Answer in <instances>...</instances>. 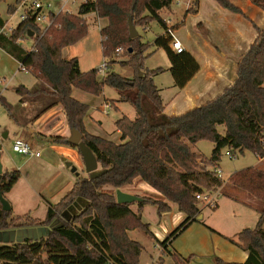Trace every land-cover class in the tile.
<instances>
[{
	"label": "trees",
	"instance_id": "obj_1",
	"mask_svg": "<svg viewBox=\"0 0 264 264\" xmlns=\"http://www.w3.org/2000/svg\"><path fill=\"white\" fill-rule=\"evenodd\" d=\"M22 1L16 0L10 5L8 13L16 12ZM215 1L223 9L243 15L230 0ZM250 1L264 13V0ZM173 3L174 0H90L80 5L76 14L57 16L54 25L44 34L37 31L30 19L20 22L10 36L0 34V48L46 87L35 91L20 87L17 93L53 98V103L62 107L68 126L82 134V142L94 153L100 169L106 170L94 180L89 175L79 176L73 189L58 204H49L43 220L30 214L14 216L12 211L5 212L0 202V231L51 227L59 221L48 236L37 241L0 244V264H139L143 247L130 238L129 232L142 230L149 234V225L142 220L144 206H156L162 215L171 211L170 203L186 219L160 242L162 256L171 257L173 264H189L190 258H183L169 246L198 221L201 202L197 196L215 193L224 187L217 172L222 151L227 149L233 155L248 151L264 157V27L257 29L255 42L238 63L232 85L205 105L168 116L154 81L165 70L144 68L145 60L153 54L152 45L143 42L141 34L132 39L128 22L133 18L138 32L145 31L153 22L164 29L154 47L166 51L174 85L183 89L200 70V65L189 52L177 54L171 47L173 38L168 31L175 28L167 25L161 11L171 9ZM193 6L189 13L197 12L198 2ZM91 14L105 22L100 32L107 66L104 75L99 69L82 72L78 58L63 57L66 48L88 36L86 18ZM5 25L0 17V28ZM32 32L34 45L29 52L17 41ZM119 57L128 58L120 63L133 69L131 77L112 71ZM105 86L114 88L120 101L130 103L136 110L135 120L123 116L116 122L119 142L90 134L85 126L90 107L73 97L74 89L99 96ZM0 102L11 114V105L1 95ZM202 141H210L215 146L209 158L193 150ZM53 142L77 148L68 143V138L54 137ZM20 178L19 171L0 175V194L6 197ZM137 179L155 190L156 196H138L141 202L119 204L116 192ZM229 182L231 187L244 191L261 204L257 210V226L243 230L229 241L247 252L248 258L242 264H264V170L242 169L233 173ZM78 199L87 201L88 205L69 219L63 217ZM132 205H137V212L131 209ZM163 258L157 264H164ZM215 264L240 263L217 257Z\"/></svg>",
	"mask_w": 264,
	"mask_h": 264
},
{
	"label": "rangeland",
	"instance_id": "obj_2",
	"mask_svg": "<svg viewBox=\"0 0 264 264\" xmlns=\"http://www.w3.org/2000/svg\"><path fill=\"white\" fill-rule=\"evenodd\" d=\"M16 0H3L0 2V17L5 22V29H16L20 24V14L21 11H16L12 14L8 13V8L10 5H14ZM173 10H183L184 7L177 6L176 0H174L171 6ZM79 4L71 6L70 11L72 13H78ZM258 12L262 14V11L258 8ZM86 18V17H85ZM176 18H172L173 23H176ZM258 22L264 25L263 20L259 17ZM87 23H89V33L88 36L80 41L77 45L68 48L64 52V57L66 59L78 58L80 60V70L82 72H89L92 69H99L103 66L104 59L102 53L101 45V29L104 27L105 22L96 17V15L91 14L86 18ZM186 29L180 27L179 31L174 34L177 39L181 40L184 45L187 46L189 51H193L199 59H202V54L200 52V39L199 37H206L202 29L195 28L193 31L190 27L185 25ZM183 27V26H182ZM264 27V26H263ZM148 29V28H147ZM139 30V34L143 37V42L152 45L150 51L153 54L147 58L144 62V68L149 70H155L162 68L165 71L154 77L155 84L159 90L164 95V99L167 100L172 94V89L178 88L174 85V79L170 72V60L164 49H156L154 47L155 40L164 33V29L157 23L153 22L149 31ZM186 31L193 33L197 37L198 43L195 39L186 40ZM25 42L21 46L23 49L29 51L34 45L32 38L28 36L25 37ZM212 47L215 46L212 44ZM216 49V48H215ZM126 57H119L117 63L113 65L112 71L116 72L124 77H131L132 70L129 67H124L120 62L127 61ZM141 75V74H140ZM21 86H25L30 90H39L44 87L43 83L35 78L32 73L24 72L20 70V65H18L11 57L0 50V95L7 101L12 107V113L10 114L5 106L0 102V163L2 166V173H13L17 170L21 172V178L17 184L12 188V191L6 194V200L9 202L12 208V213L14 216H24L28 213L33 218L44 219L46 216V203L42 197V188L46 187L50 180L54 179L58 174L56 169L48 166L46 161L41 160L43 164V169H38V159L29 160L24 156L14 153L12 151L14 141L17 139L23 140L31 144L35 149H39L43 154H47L50 149V138H43L42 134L46 136L59 135L68 127L65 119L64 113L56 114L57 110H43L42 106L37 105V101H45L48 106H51L52 99L47 95L32 96L25 95L20 96L17 93V89ZM46 88V87H45ZM87 104L90 107L89 115L87 117V123L89 131L93 133L92 135L104 138L112 139L114 142H119L120 139L115 136L116 134V122L123 116L128 117L131 120L136 119V110L130 103H124L120 101L119 93L109 86H105L102 94L99 96L89 95ZM90 98V99H89ZM21 99L27 102V106H23ZM76 99V98H75ZM77 100V99H76ZM36 103V104H35ZM109 106L107 111L104 112V108ZM59 108L62 109L60 106ZM222 129V128H221ZM220 129V130H221ZM56 144V143H55ZM60 144V143H57ZM214 144L210 141H202L193 146L194 152L201 155L202 157L209 158L214 150ZM78 150V148H76ZM229 152L227 149L222 151L221 161L219 163V170L222 171V178L224 181V186L227 183L230 184L228 179L230 176L242 169L255 167L257 169L264 170V160L260 161L255 154L251 152H245L244 154H236V158L230 159L228 157ZM72 163V162H71ZM48 166V167H47ZM76 168V173L80 177H86L88 174L86 171L79 166L73 165ZM72 176H74L72 174ZM228 181V182H227ZM144 183H136L125 187L122 191L137 195L140 197L156 196L143 189ZM231 186V185H230ZM223 189V188H222ZM220 189V193L222 191ZM241 194L247 195L244 191H239ZM248 196V195H247ZM226 198V193L223 191L219 198V202L222 208L225 210L226 215L231 218H236V222L243 220V230L254 229L259 221V214L257 210L260 208L261 204L256 199H253V206L245 208L241 205H234L228 208V201ZM82 199H78L72 207H70L63 216L66 219L73 217L78 214L83 208L81 207ZM147 206V205H146ZM238 206V209H234ZM145 207V206H144ZM152 209H146V219L149 225L150 233H146L142 230L130 231L129 236L132 240L139 242L143 249L141 252L139 264H151L152 259H158L159 257H164V264H173L171 257L162 256V249L160 242L164 240V230L166 227L171 228V220H164L160 222L158 218V210L156 206H148ZM204 208L206 212H211V207H206L201 203V208ZM81 208V209H80ZM156 208V210H155ZM131 209L137 212V205H132ZM234 210L238 214H233ZM144 211V208H143ZM142 211V214H143ZM143 220V217H142ZM144 222V220H143ZM145 223V222H144ZM239 225V223H238ZM49 227H29V228H16L7 231H0V244L1 245H13L16 243H23L28 238L34 239L40 238L41 235L45 237V233ZM242 230V231H243ZM163 233V235H162ZM184 258V257H183ZM191 256H188L187 259ZM217 258V257H215ZM214 258V263H215Z\"/></svg>",
	"mask_w": 264,
	"mask_h": 264
},
{
	"label": "crops",
	"instance_id": "obj_3",
	"mask_svg": "<svg viewBox=\"0 0 264 264\" xmlns=\"http://www.w3.org/2000/svg\"><path fill=\"white\" fill-rule=\"evenodd\" d=\"M180 1L181 3H176V5L184 7L183 10H173L171 8L161 11V17L166 21H170V25L168 26L174 27V31L176 32L181 28L186 29V24L187 27L189 26L193 31L196 25L197 28L202 29L207 35L204 38L199 37L202 39L199 45L202 46L200 48L202 54V59L200 61L197 59L195 53L191 50L189 51L187 46L178 39L182 43L185 51L192 54L198 61L200 70L185 88L177 90L173 88L172 94L167 100L164 99V95L160 91L165 107L164 113L168 116L181 115L191 109L205 105L221 94L226 87L232 85L237 77L238 63L247 53L250 46L255 42L258 36L257 29H262L264 26L262 25V21L260 23L257 19L259 17L264 22L263 11L260 9L262 14L258 12V7L254 6L250 0H230L243 11V15L223 9L215 0H192L190 6H187L189 0ZM195 1L198 2L197 12L189 13V10L194 7L193 4ZM172 18H176V23H173ZM179 27L180 29H177ZM5 28H0V34L3 30L7 32ZM149 30L148 28L147 31ZM188 39H195L196 43H198L196 35L186 31V40ZM212 44L216 49L212 47ZM0 50L6 53L3 49L0 48ZM65 50L63 51V57ZM6 54L19 65L16 59L8 53ZM22 87L26 88L25 86H21V88ZM27 90L33 91L30 89ZM73 97L87 104V97L90 96H88V93L79 89H74ZM51 99L53 100V98ZM20 101L23 106H27V102L24 99ZM36 101L37 105L42 106L43 110L51 111L55 109L57 110V115L61 112L63 113V109L59 108L60 105L52 102L51 106H48V103L46 104L45 101ZM85 126L87 131L93 134L89 131L87 118L85 120ZM71 131L72 129L69 127L59 135L50 134L46 136L42 134L43 138H50L48 142L51 144L49 152L47 154L44 153L40 158L25 157L29 160L38 159L39 170L44 168L43 164L40 162L43 160L48 163V166L56 169L58 173L54 179L50 180L46 187L41 189V194L44 196L42 198L46 203V213L49 204H58L73 189L77 178L80 176L72 172L73 165L79 166L85 170L84 161L79 150L67 144H55V142H53L54 137L69 138L71 136ZM115 136L120 139L119 132L116 131ZM109 140L113 141L112 139ZM69 164L70 166H68ZM72 174L74 176H72ZM140 182L141 181L137 179L132 185L136 183L139 184ZM143 189L152 194H157L155 190L145 183ZM223 191L226 193V198H224L230 201L227 204L228 208L236 204L249 209L253 206L254 198L250 197L248 194V196L241 194L239 189L231 187L229 183L223 187L221 193ZM148 206L153 205L144 207L142 217L145 223L148 222L145 215L146 209H152ZM170 206L171 211L162 215L158 213L157 218L160 222L171 220V228L169 229V227H166L163 229L165 238L186 219V215L180 212L175 204L170 203ZM237 207L238 206L234 209H238ZM233 214L238 213L234 210ZM236 220V218H231L226 215L219 201L217 208L212 209L211 212H206L202 207L198 221L190 225L184 233L169 246V249L184 258L191 256L190 264H215V257H219L229 263H245L248 258L247 252L229 241V238H233L238 233L242 232L244 228V225H242L243 220L241 219L238 221L239 225ZM58 224L59 221L54 225V228ZM158 259H152L151 264H157Z\"/></svg>",
	"mask_w": 264,
	"mask_h": 264
},
{
	"label": "built area",
	"instance_id": "obj_4",
	"mask_svg": "<svg viewBox=\"0 0 264 264\" xmlns=\"http://www.w3.org/2000/svg\"><path fill=\"white\" fill-rule=\"evenodd\" d=\"M90 0H24L18 6L16 11H21L20 22L32 20L37 28V31L44 34L50 27L54 25L55 18L62 14H72L70 11L71 6L77 4L82 5ZM176 3L180 4V0H176ZM192 0L187 2V6H190ZM166 21V20H165ZM167 25H170V21H166ZM15 29H9L7 32L5 30L2 33L10 36ZM169 35L173 38L171 47L177 54L185 51L182 43L176 38L175 31L169 29ZM26 38H19L17 44L22 46ZM33 50V47L29 52ZM20 70L27 72V70L20 66ZM107 70V66L104 63L101 68H99L100 74L104 75ZM108 105L104 108V112L107 111ZM12 151L14 153L20 154L27 158H40L42 153L39 149H35L31 144L23 140L17 139L14 141ZM259 160H264V157L260 155H255ZM230 159L236 158V155L228 154ZM218 177L223 181L222 171L218 170ZM221 196L220 190L215 193H207L203 195H198L197 200L203 203L206 207L216 208L219 198Z\"/></svg>",
	"mask_w": 264,
	"mask_h": 264
},
{
	"label": "water",
	"instance_id": "obj_5",
	"mask_svg": "<svg viewBox=\"0 0 264 264\" xmlns=\"http://www.w3.org/2000/svg\"><path fill=\"white\" fill-rule=\"evenodd\" d=\"M128 26H129L130 37L132 39L138 37L139 32L137 31V29L134 25L133 18H129ZM33 36H34L33 32L28 35L29 38H32ZM140 76H142V75H140ZM68 143L70 145L76 146L78 148V150H79V152L83 158V161H84L85 171L89 175V178L91 180L97 179L106 173V170L100 169L98 160H97L96 156L94 155V153L82 142V134L78 130L72 129L71 136L68 138ZM68 166H70V164ZM76 171H77L76 168H72L73 173H76ZM2 174H3L2 173V166L0 163V175H2ZM116 198H117V202L119 204L131 205V204L138 203V202L142 201V199L140 197L126 193L122 190H118L116 192ZM0 202L2 204V209L5 212H11L12 211L11 205L9 204V202L6 200V198L2 194H0ZM87 205H88L87 201L84 200V202H81L82 208H85ZM56 223H57V221H56ZM56 223H54L50 228L47 229V232L45 233V237L49 235V233L52 229H54V225ZM41 238H43V235H41L40 238L34 239V241H37ZM27 240L33 241L32 238H28V239H26V241Z\"/></svg>",
	"mask_w": 264,
	"mask_h": 264
}]
</instances>
